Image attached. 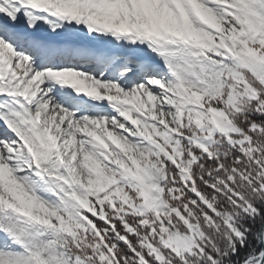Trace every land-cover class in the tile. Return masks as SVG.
<instances>
[{"label":"snow or ice","instance_id":"snow-or-ice-1","mask_svg":"<svg viewBox=\"0 0 264 264\" xmlns=\"http://www.w3.org/2000/svg\"><path fill=\"white\" fill-rule=\"evenodd\" d=\"M0 264H264V0H0Z\"/></svg>","mask_w":264,"mask_h":264}]
</instances>
